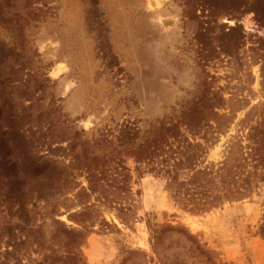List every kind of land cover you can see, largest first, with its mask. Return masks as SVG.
Returning a JSON list of instances; mask_svg holds the SVG:
<instances>
[{
    "label": "rangeland",
    "instance_id": "obj_1",
    "mask_svg": "<svg viewBox=\"0 0 264 264\" xmlns=\"http://www.w3.org/2000/svg\"><path fill=\"white\" fill-rule=\"evenodd\" d=\"M8 2L29 5L31 14L9 22L0 12V66L17 80L12 92L23 123L57 137L49 151L33 149L35 158L66 167L85 186L72 149L81 151L103 130L116 134L127 121L141 134L151 131L196 102L207 117L225 116L208 162L231 156V147L257 148L244 162L246 195L200 213L177 202L163 177L139 174L126 157L132 215L121 221L89 198L110 225L95 220L83 264H209L201 254L190 257L176 231L160 261L149 236L168 225L185 226L219 264H264V0H0L1 7ZM74 192L29 205L46 252L55 248V220L78 227L67 217L80 210ZM9 220L15 222L0 209V228Z\"/></svg>",
    "mask_w": 264,
    "mask_h": 264
},
{
    "label": "trees",
    "instance_id": "obj_2",
    "mask_svg": "<svg viewBox=\"0 0 264 264\" xmlns=\"http://www.w3.org/2000/svg\"><path fill=\"white\" fill-rule=\"evenodd\" d=\"M0 12L9 22L26 20L31 14L29 5L11 2L3 8L0 5ZM16 82L0 66V209L15 219V222H3L0 228V264H83L81 248L95 220L100 217L99 224L110 225L88 199L114 210L121 221L132 215L131 173L126 157L133 158L139 174L147 171L163 177L167 190L190 212H205L226 201L242 199L247 193L250 183L244 162L246 155L256 154L257 148L253 153H244L241 145L239 152L231 147V156L217 163L208 162L209 148L218 140V129L225 116L215 112L209 117L203 115L200 102L178 120L161 121L143 134L136 121H127L119 125L116 134L103 130L81 151L72 149L79 176L86 180L84 186L66 167H58L52 160H41L42 157L35 158L33 149L45 145L49 151L57 137L47 135L48 128L42 133L38 125L34 128L23 123L25 118L12 92ZM25 116L31 118L29 114ZM202 127L211 129V134L202 131ZM36 133L39 135L35 136ZM69 190L75 191L80 210L67 217L78 227L55 220L56 227L49 238L55 248L46 252V239L30 223L29 205L48 199L56 191ZM172 231L179 232L189 243L190 257L201 254L209 264H219L213 259V251L204 249L185 226L171 225L150 232V244L160 261L166 262L164 243ZM32 252L39 257H31Z\"/></svg>",
    "mask_w": 264,
    "mask_h": 264
}]
</instances>
